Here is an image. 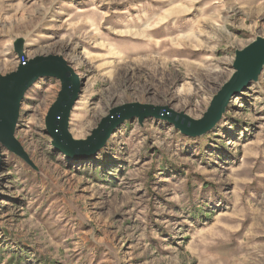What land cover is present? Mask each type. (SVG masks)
Instances as JSON below:
<instances>
[{
  "label": "rangeland",
  "instance_id": "rangeland-1",
  "mask_svg": "<svg viewBox=\"0 0 264 264\" xmlns=\"http://www.w3.org/2000/svg\"><path fill=\"white\" fill-rule=\"evenodd\" d=\"M264 37V0H0V75L63 56L83 81L69 128L86 139L138 102L195 119ZM61 81L26 92L0 173V264H264V68L207 133L121 124L97 154L55 150L46 116Z\"/></svg>",
  "mask_w": 264,
  "mask_h": 264
},
{
  "label": "water",
  "instance_id": "water-1",
  "mask_svg": "<svg viewBox=\"0 0 264 264\" xmlns=\"http://www.w3.org/2000/svg\"><path fill=\"white\" fill-rule=\"evenodd\" d=\"M15 51L20 64L16 70L0 75V173L3 169V148L33 166L29 154L16 138L15 131L26 92L42 77H53L61 81L58 97L45 120L52 145L68 160L82 161L97 154L121 124L134 118L140 123L150 117L167 120L187 136L207 133L220 121L231 99L248 89L252 82L258 81L264 68V37H258L236 51L233 64L235 72L213 97L202 118L195 119L185 112H177L169 107L126 103L112 108L86 139H76L70 132L69 121L82 92L83 81L80 76L61 55H37L28 59L24 52L23 39L15 42Z\"/></svg>",
  "mask_w": 264,
  "mask_h": 264
},
{
  "label": "bare ground",
  "instance_id": "bare-ground-1",
  "mask_svg": "<svg viewBox=\"0 0 264 264\" xmlns=\"http://www.w3.org/2000/svg\"><path fill=\"white\" fill-rule=\"evenodd\" d=\"M72 66V65H71ZM73 68V67H72ZM74 69V68H73ZM75 70V69H74ZM76 72V71H75ZM77 73V72H76ZM78 74V73H77ZM79 75V74H78ZM81 78V77H80ZM247 90V89H246ZM245 91V90H244ZM244 91H241L240 92V94L242 93V92H244ZM236 95H239V94H236ZM116 131V130H115ZM2 163H3V161H2Z\"/></svg>",
  "mask_w": 264,
  "mask_h": 264
}]
</instances>
